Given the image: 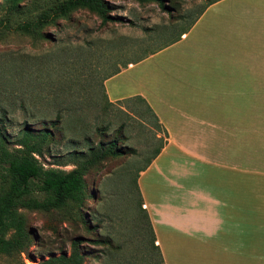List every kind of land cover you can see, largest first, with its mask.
I'll return each mask as SVG.
<instances>
[{"label":"rangeland","instance_id":"374dc122","mask_svg":"<svg viewBox=\"0 0 264 264\" xmlns=\"http://www.w3.org/2000/svg\"><path fill=\"white\" fill-rule=\"evenodd\" d=\"M54 1L21 0L12 9L9 0H0V131L10 148L24 125L58 126L56 142L38 159L46 168L69 171L73 165L62 162L70 152L110 141L121 155L105 157L85 172L81 206L68 201L49 211L18 208L28 242L21 252L0 255V264H45L61 253L68 256L76 239L81 264H162L141 211L136 176L162 145L163 133L142 102H108L103 81L138 60L127 74L147 92L162 86L169 71L215 70L210 56L241 57L243 69L262 70L264 28L252 24H264V15L254 20L253 11L236 6L228 12L220 4L190 40L174 47L167 45L211 0H161L163 9L155 1L106 0L114 20L104 26L81 9L44 24L41 37L15 30ZM258 113L264 116V110ZM243 149L245 200L260 206L264 123L245 125ZM32 189V197L43 198Z\"/></svg>","mask_w":264,"mask_h":264},{"label":"crops","instance_id":"0c3cea01","mask_svg":"<svg viewBox=\"0 0 264 264\" xmlns=\"http://www.w3.org/2000/svg\"><path fill=\"white\" fill-rule=\"evenodd\" d=\"M220 4L228 12L236 6L253 11L254 20L264 15V0H212L167 46L190 40ZM135 63L102 86L111 103L143 99L163 133L158 153L136 176L162 264H264V202L245 200L243 149L245 125L264 123L258 113L264 110V69H243L241 57L210 56L215 70L169 71L159 89L147 92L127 74Z\"/></svg>","mask_w":264,"mask_h":264},{"label":"trees","instance_id":"16d2710c","mask_svg":"<svg viewBox=\"0 0 264 264\" xmlns=\"http://www.w3.org/2000/svg\"><path fill=\"white\" fill-rule=\"evenodd\" d=\"M20 1L9 0L11 8L15 9ZM137 1H155L162 9L164 8L161 0ZM211 1L207 2L201 11ZM81 9L98 17L101 26L114 20L106 0H55L50 7L37 15L34 22L19 24L15 30L30 37H41L39 30L44 24L53 23L58 18H67L70 13ZM118 72L119 70L114 74ZM124 100L142 102L150 117L159 126L155 115L143 99L131 97ZM59 133L58 126L54 123L49 129L40 127L37 130L24 125L9 148V141L0 131V255L21 252L28 242L24 219L17 213L18 208L49 211L62 207L68 201L81 206L85 199L83 182L85 172L95 167L105 157L121 155L115 141H110L105 145L101 143L97 146L90 145L84 153L70 152L62 162L73 165L69 171L43 167L38 159L45 152L49 153L50 145L56 142ZM157 153L158 150L155 154ZM33 186L43 195L42 199L38 200L31 196ZM151 242L153 243V237ZM79 244V239L73 240L68 256L61 253L57 258L47 260L45 264H81L82 255L77 251ZM154 249L156 250L155 247Z\"/></svg>","mask_w":264,"mask_h":264},{"label":"built area","instance_id":"2783aa9c","mask_svg":"<svg viewBox=\"0 0 264 264\" xmlns=\"http://www.w3.org/2000/svg\"><path fill=\"white\" fill-rule=\"evenodd\" d=\"M141 208H143V205H141Z\"/></svg>","mask_w":264,"mask_h":264}]
</instances>
